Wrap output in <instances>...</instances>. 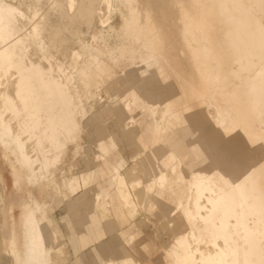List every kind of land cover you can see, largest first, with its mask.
I'll return each instance as SVG.
<instances>
[{
  "label": "bare ground",
  "instance_id": "1",
  "mask_svg": "<svg viewBox=\"0 0 264 264\" xmlns=\"http://www.w3.org/2000/svg\"><path fill=\"white\" fill-rule=\"evenodd\" d=\"M39 1L28 7L27 17L20 1L0 0V148L17 166L11 170L14 186L21 170L36 187L53 181L69 145L77 153L78 140L96 146L94 165L65 183L72 192L76 184L78 191L83 188L67 206L77 214L72 215L73 228L65 222L73 264H85L89 247L94 264H139L132 254L142 257L143 264L157 254L159 264H264V0H164L178 9L176 37L188 74L169 53L173 33L157 23L150 8L139 9L137 0H100L107 12L119 7L124 27L115 52L109 49L106 56L115 65L125 57L124 49L141 43L135 55L143 65L139 73L123 74L138 93L131 94V102L114 94L113 106L101 111H93L88 102L113 84L99 86L111 71L103 53L82 45L70 53L65 67L60 65L50 52L58 33L49 32ZM54 1L49 0L51 7ZM65 7L68 14L79 10L77 0H65ZM144 86L151 91L145 93ZM135 106L145 108L155 126L149 154L138 146L131 158H144L125 167L119 134L134 141L138 127L121 124L118 134L105 124L112 115L121 122ZM209 107L214 114L204 113L207 127L201 116ZM165 119H174L178 127L168 136ZM104 170V183L113 193L100 183ZM164 193L173 203L163 218L177 214L186 231L176 233L166 250L152 243L134 245L139 232L128 233L125 247L117 250L121 256L112 255V241L104 245L102 239L118 233L124 240L113 223L134 224L136 201L144 206V199H150L157 206ZM20 226V247L13 229L4 241L13 264H58L63 253L53 243L63 235L47 219L42 202L24 207Z\"/></svg>",
  "mask_w": 264,
  "mask_h": 264
},
{
  "label": "rangeland",
  "instance_id": "2",
  "mask_svg": "<svg viewBox=\"0 0 264 264\" xmlns=\"http://www.w3.org/2000/svg\"><path fill=\"white\" fill-rule=\"evenodd\" d=\"M18 1L22 3V12L27 17L30 16L31 11L28 10V7L32 9L36 4L35 0ZM54 2L55 5L51 7L49 4V0L39 1V8L42 12L47 14V19L50 26L49 32L58 33V37L56 38V40H54L53 43L56 48L54 50L50 49V52L53 55L54 59L60 65L65 67V65L68 63V56L70 55V53L81 51L82 45H86L90 46L94 51L103 53V62H105L106 66H108L111 70L110 75L103 77V79L99 82V86H102L108 81L113 80L111 89L105 92L104 87H102L99 91L98 98L96 97L97 99L94 98L93 100L89 101L88 105L92 107L93 111H101L105 107L111 108L115 101V98H113L114 94V97H116L117 95L121 98L127 99L125 100V102H131L132 96L135 94L137 95L138 93L131 86V84H129V82L124 79L123 74L129 73V71L132 70L135 73H139V70L143 68V65L138 62L135 55V53H137L138 51L137 47H140L141 43H139V45L137 46H133L131 49H124L122 56L125 57L119 58L115 65L106 56V53L109 49L115 52V45L120 42V39L118 42V38H120L124 34L121 10L119 9V7L116 6L115 10L114 8H112L113 10H111V12H107L103 7H101L100 0H77V9L79 10H75V12L68 14L65 7V0H55ZM137 6L139 9L147 6L148 8H150L152 16L157 21V23L159 22L163 26H166L167 28L169 27L168 29L173 33V37H171L172 42H170L174 46L169 51V53L176 58V61L178 63L177 68L181 69V71L185 74H188L189 69L186 65L185 60L180 55V50L183 47L180 40L176 37V31H179L180 27L177 7L169 5L167 2H164V0H137ZM101 9L103 11L105 10L106 12H103ZM98 12L101 13L99 14ZM106 13L108 16H106ZM105 18H107L108 20H106ZM102 23L104 25H102ZM42 37L43 40L48 43L49 39H47V35L45 36L44 34ZM99 38H101V40H99ZM129 54L130 56L132 54L133 59H131V61L127 63L125 58H127ZM116 56L118 57L117 53ZM130 65L133 66L128 67ZM142 90L147 93L151 91V87L144 86ZM97 101L99 102L96 103ZM141 105L142 102L139 101V106ZM137 106H135L137 109L131 107L128 110L129 113H127L126 117H124L121 122H119L115 118V116L112 115L105 124L109 132H118V130L121 129V124L124 126H127L128 124L127 127L133 125V127H138L139 138L134 141L122 138V134L118 132V134L120 133L119 138L122 144V147H120L122 150V156L126 161L125 167H129L137 160H142V158H144L143 155L149 154L148 151L151 150V147L149 146V138L150 131L155 126V121L153 116L148 115V113L144 111L145 108H139V110ZM92 110L88 113V119H90L91 114L93 113ZM141 111L144 112L142 113ZM211 111H213L211 107L203 111V116H201L203 118V121H205V118L207 117V114L204 113L209 112L210 114H214V112L211 113ZM175 114L177 116L179 115L178 109ZM205 123L207 127L210 126L206 121ZM164 126L166 128L165 136L170 135L172 132L178 129L174 119H165ZM145 138H147L148 140ZM75 145L81 147L79 152H75L74 145L68 146L67 155L61 160L58 169L55 171L53 181H42L43 184L41 183L36 187L32 186L26 181L24 176L25 172L21 170L17 171V178H19L20 180L19 184L18 186H14V175L11 170L15 164L13 163V159L11 157L5 158L3 156V151L0 148V264H13L10 256H8L5 252L4 241L9 238L10 231L11 229H13L17 238L18 245L20 247L21 216L24 212V207L32 205L33 200L42 202L45 205L47 219H49L51 222H55L57 229L62 232L63 237H60V239L58 237L57 240H55L53 243V246L56 249H60L63 253L61 259H59L58 264H73L75 258L72 254V243L69 240V236H71V233H69L68 230L70 229V227H67L65 222L69 220L71 223V227L73 228L72 215L76 217L77 214L75 208H72V210L70 211L67 206L68 202L71 199L73 200L74 197H77L81 194L83 188L78 191L77 187L79 185L76 184L77 186H74L72 192L71 190H67L65 183L70 178L79 176L80 172L92 167L94 165L93 162L95 161L94 153L97 154V149L93 142H87L86 140L82 139L81 141L78 140ZM138 146H142V148H145L143 149L145 153H143V155H136L137 158L134 159L133 157L132 159L131 156L135 155ZM205 166L206 163L199 167V169H202ZM107 179V172L104 170L103 175L100 178V183L105 185L104 182H106ZM84 180H87V177L84 178ZM48 182L52 184L48 186ZM105 187L109 189V193H113V189L106 185ZM87 189L92 188L89 187ZM92 192V195L90 196L91 198L95 195V192ZM64 194L65 197L63 198ZM114 201L116 202V200ZM172 203L173 197L168 193H164L161 196L157 206H154L150 199L149 201L144 199L143 206L141 201H139L138 199L136 201L137 211L135 213L136 217L134 219V224L132 223L131 225V222L127 221L125 224H123V226L120 225L119 227V225L111 221L114 227L117 228V231H119L120 237L124 238V240L122 239L123 243L119 238L118 233L105 236L102 239L101 243L107 245L112 241V243L108 245L113 246L111 249V254L119 257L121 256V254H118L119 252H117V250L119 249V246L122 247V249L125 247V239L127 238V234L139 232L134 245L138 246L139 244V247H141L144 244L152 243V245H154V247L157 249H168V247L171 246L174 235L178 232L184 233L186 231V227L183 225L177 214L173 216L172 220H170V218H163L171 207ZM174 212L175 211L170 214H173ZM113 218L115 220L114 216ZM113 218L112 216L109 217V219L112 220ZM123 218H125V216ZM169 222L170 224H168ZM113 239H117L118 241H113ZM90 249L91 248L89 247L85 250V264L95 263L93 254L89 252ZM132 256L139 262V264L144 263V261L141 259L142 257H139V255L132 254ZM149 258V264H159V254L152 255Z\"/></svg>",
  "mask_w": 264,
  "mask_h": 264
},
{
  "label": "crops",
  "instance_id": "3",
  "mask_svg": "<svg viewBox=\"0 0 264 264\" xmlns=\"http://www.w3.org/2000/svg\"><path fill=\"white\" fill-rule=\"evenodd\" d=\"M10 236V235H9Z\"/></svg>",
  "mask_w": 264,
  "mask_h": 264
}]
</instances>
